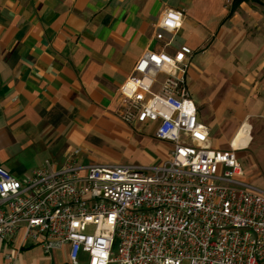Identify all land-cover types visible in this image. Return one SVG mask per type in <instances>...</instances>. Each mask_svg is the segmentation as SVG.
I'll list each match as a JSON object with an SVG mask.
<instances>
[{"label":"crops","instance_id":"0c3cea01","mask_svg":"<svg viewBox=\"0 0 264 264\" xmlns=\"http://www.w3.org/2000/svg\"><path fill=\"white\" fill-rule=\"evenodd\" d=\"M226 1L0 0V167L25 179L75 149L79 164L162 163L171 145L152 126L117 117L118 89L142 53L173 55L180 46L194 52L187 83L212 148L240 147L244 159L250 129L264 117V0L232 12ZM165 9L183 10V21L156 40ZM68 254L67 245L44 253L18 236L0 246V264H70ZM79 260L86 264V255Z\"/></svg>","mask_w":264,"mask_h":264},{"label":"built area","instance_id":"2783aa9c","mask_svg":"<svg viewBox=\"0 0 264 264\" xmlns=\"http://www.w3.org/2000/svg\"><path fill=\"white\" fill-rule=\"evenodd\" d=\"M183 17L165 9L155 39L176 33ZM193 53L147 50L118 89L117 117L152 126L169 156L148 166L79 164L75 149L25 179L0 167V246L18 236L44 253L67 245L70 264L81 253L86 264H264V189L247 180L240 147L212 148L188 88Z\"/></svg>","mask_w":264,"mask_h":264},{"label":"rangeland","instance_id":"374dc122","mask_svg":"<svg viewBox=\"0 0 264 264\" xmlns=\"http://www.w3.org/2000/svg\"><path fill=\"white\" fill-rule=\"evenodd\" d=\"M206 88V87H205ZM202 94L206 96V99L210 101V106L214 104L215 99L211 98V94H209L208 89H203ZM195 104L199 101L196 96H194ZM202 108H207L202 107ZM264 129V117L261 118L257 125H254L251 128V141L247 149L243 152L245 154V158L241 159V163L243 165L246 178L250 183L256 184L257 186L264 189V133L262 130ZM219 142H223L221 139ZM214 148V146H213ZM236 148V147H235ZM125 150V149H123ZM123 156L125 159H133L136 157H141L138 153H133L132 155L127 156L123 152ZM88 232L91 229L87 230Z\"/></svg>","mask_w":264,"mask_h":264},{"label":"trees","instance_id":"16d2710c","mask_svg":"<svg viewBox=\"0 0 264 264\" xmlns=\"http://www.w3.org/2000/svg\"><path fill=\"white\" fill-rule=\"evenodd\" d=\"M248 0H232V5H231V12L241 3V2H245Z\"/></svg>","mask_w":264,"mask_h":264}]
</instances>
